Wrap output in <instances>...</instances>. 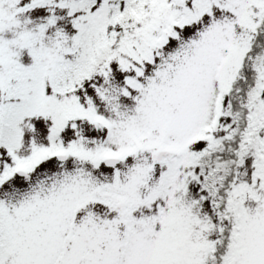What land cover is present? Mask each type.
<instances>
[{
  "label": "snow or ice",
  "instance_id": "1",
  "mask_svg": "<svg viewBox=\"0 0 264 264\" xmlns=\"http://www.w3.org/2000/svg\"><path fill=\"white\" fill-rule=\"evenodd\" d=\"M0 264H264V0H0Z\"/></svg>",
  "mask_w": 264,
  "mask_h": 264
}]
</instances>
